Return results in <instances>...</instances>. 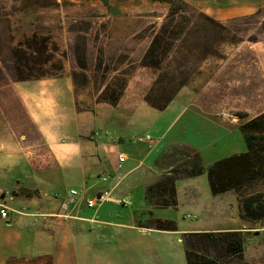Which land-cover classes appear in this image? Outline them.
Masks as SVG:
<instances>
[{
  "label": "crops",
  "instance_id": "obj_1",
  "mask_svg": "<svg viewBox=\"0 0 264 264\" xmlns=\"http://www.w3.org/2000/svg\"><path fill=\"white\" fill-rule=\"evenodd\" d=\"M7 86L24 108L39 144L28 143L26 132H14L9 113L0 106V208L8 210L7 219L0 218V264H187L183 234L233 226L244 232L243 223L235 219L228 227L186 228L159 216V211L183 207L186 190H193L190 208L205 212L194 190L208 185L206 174L176 182L175 208H160L146 199L147 189L180 163L177 158L173 165L167 163L170 149L187 147L199 154L192 146L168 139L179 115L193 112L202 120L197 110L190 111L195 95L187 87L165 110L157 111L162 114L175 104L181 108L170 125L160 129L156 141L129 146L138 117L150 108L142 94L125 90L115 107L98 103L93 112H77L67 74L0 84ZM119 154L126 157L122 164ZM103 177L107 181H101ZM105 190L115 200L129 197L132 204L124 207L110 201L96 210L86 207V199ZM228 193L233 192L210 193L209 198L216 201ZM155 220L172 221L177 230H156L151 226Z\"/></svg>",
  "mask_w": 264,
  "mask_h": 264
},
{
  "label": "rangeland",
  "instance_id": "obj_2",
  "mask_svg": "<svg viewBox=\"0 0 264 264\" xmlns=\"http://www.w3.org/2000/svg\"><path fill=\"white\" fill-rule=\"evenodd\" d=\"M107 1L106 6L99 0H0V58L7 56L8 46H15L33 32L48 38L57 48L56 59L62 63L58 76L77 72L87 78L88 87H81L79 92L82 108H94L101 89L114 77H126L124 91L142 94L143 100L147 93L165 98L171 92L172 80L186 79L183 88L195 95L190 111L197 110L202 120L193 116V112L179 115L169 129L168 139L197 149L205 168L220 158L245 152L239 126L264 112V0H186L191 9L177 7L179 12L173 25L177 34L182 32L180 23L188 19L189 29L170 39L179 49L162 58L163 66L168 64L169 68L161 72L143 67L142 61L154 36L165 24L171 6L148 0ZM198 12L225 26L226 31L219 36L208 30ZM205 48L215 54L205 53ZM76 56L85 59V71L77 68ZM160 81L163 88L157 85ZM78 82L81 85V77ZM154 99L159 101L160 97ZM180 109L175 104L157 114V110L148 108L138 117L128 145L153 144L160 129L165 130ZM208 122L215 123L217 130ZM26 134L28 143L39 144L31 129ZM146 135L152 141L139 143L138 138ZM183 152L170 149L167 163L173 165L174 158L184 159ZM257 191L264 193V179L242 192ZM192 192H183V207L159 211V216L175 219L186 228L228 227L232 219L241 221L243 257L215 264H264V220H242L237 194L231 191L234 194L210 200L206 184L194 190L206 210L199 213L190 208ZM253 250L260 252L256 254Z\"/></svg>",
  "mask_w": 264,
  "mask_h": 264
},
{
  "label": "trees",
  "instance_id": "obj_3",
  "mask_svg": "<svg viewBox=\"0 0 264 264\" xmlns=\"http://www.w3.org/2000/svg\"><path fill=\"white\" fill-rule=\"evenodd\" d=\"M99 1L106 6L108 5L107 0ZM148 1L167 3L171 6L165 24L154 36L142 61L143 67L161 72L169 68L168 64L163 66L162 58L168 56L170 52L176 53L179 49L173 42H170V39L178 35L181 36L189 29V21L184 19L180 23L182 32L177 34L174 32L173 22L179 12L177 7L179 10H189L191 7L187 5L186 0ZM198 14L208 30L215 31L219 36L226 31L227 28L222 24L200 12ZM172 26L173 29H170ZM7 51V56L0 58L1 85L8 84L7 76L15 82H23L45 77H58L62 71V63L55 57L57 48L50 44L48 38L35 32L30 37H24L23 41L18 42L15 46L12 44L8 46ZM204 52L215 54L210 48H205ZM76 64L81 71H85L87 68L84 58L76 56ZM70 77L76 111L93 112V108H82L78 99L81 87H88L87 78L77 72H72ZM80 77L82 78L81 85L78 82ZM104 79L107 80L106 77ZM187 82L186 79L177 82L172 80L171 92L167 97L164 98V95L161 94L152 96L151 93H147L144 96V101L150 108L163 111L173 101L178 91L186 86ZM126 83V77L112 78L106 84L105 89H101L96 104L106 103L113 107L117 106L123 96ZM157 85L163 88L162 81L158 82ZM155 97H160V100L156 101ZM0 106L4 112L9 113L7 118L14 132H27L32 129V124L24 108L8 86L0 87ZM239 131L244 140L245 152L222 158L205 168L198 153L183 147L184 159H179L178 166L162 175L155 184L147 189L146 199L150 203L153 202L160 206V208H175L177 206L176 182L206 174L208 187L213 196L231 191L235 192L241 210L240 218L247 222H262L264 220V193L257 191L243 194V192L246 188L253 187L257 182L264 179V112L241 124ZM151 226L160 231L177 230L172 221L155 220L151 222ZM183 243L187 264H215V261L232 258L241 259L243 257V235L236 230L183 234ZM208 256H211L213 260H210Z\"/></svg>",
  "mask_w": 264,
  "mask_h": 264
},
{
  "label": "built area",
  "instance_id": "obj_4",
  "mask_svg": "<svg viewBox=\"0 0 264 264\" xmlns=\"http://www.w3.org/2000/svg\"><path fill=\"white\" fill-rule=\"evenodd\" d=\"M151 137L150 136H145L142 138H138V142H145V141H150ZM126 160L125 155L123 154H119L118 155V162L119 164H122L124 161ZM120 167V165H119ZM107 177H103L101 178V181H107ZM70 195L71 196H75L77 195L76 191H70ZM115 202L118 205H123L124 207L130 206L131 203V199L129 197H124L122 199H112L110 197V192L105 190V191H100L98 193H96L94 196H92L89 199H86L85 204L86 207L90 208V209H98L102 204L106 203V202ZM7 214H8V210L4 207L0 208V218L2 219H7ZM187 218H189V216H187Z\"/></svg>",
  "mask_w": 264,
  "mask_h": 264
}]
</instances>
